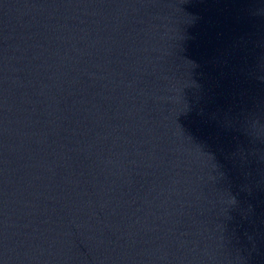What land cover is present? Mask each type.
I'll return each instance as SVG.
<instances>
[{"label":"water","instance_id":"obj_1","mask_svg":"<svg viewBox=\"0 0 264 264\" xmlns=\"http://www.w3.org/2000/svg\"><path fill=\"white\" fill-rule=\"evenodd\" d=\"M0 264H264V0H0Z\"/></svg>","mask_w":264,"mask_h":264}]
</instances>
